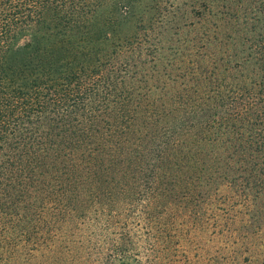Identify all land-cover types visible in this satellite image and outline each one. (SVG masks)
Masks as SVG:
<instances>
[{"label":"rangeland","instance_id":"obj_1","mask_svg":"<svg viewBox=\"0 0 264 264\" xmlns=\"http://www.w3.org/2000/svg\"><path fill=\"white\" fill-rule=\"evenodd\" d=\"M65 13L76 20L67 23ZM47 20L55 32L80 35V60L104 77L69 107L35 114L0 166L11 153L18 169L28 153L58 156L63 161L51 160L44 188L61 196L74 169L70 183L81 200L80 190L101 177L98 166L130 168L128 179L145 183L176 148L173 139L203 158L218 153L223 162L211 168V184L199 187L187 209L174 204L173 248L156 260L146 252L139 257L142 264H264V0H82L52 7ZM205 136L219 145L204 144ZM139 213L122 206L109 223L120 225L101 220L83 242L66 232L61 259L49 264H106L107 239L122 225L140 236L137 218L128 220ZM139 245L145 251L142 238Z\"/></svg>","mask_w":264,"mask_h":264},{"label":"trees","instance_id":"obj_2","mask_svg":"<svg viewBox=\"0 0 264 264\" xmlns=\"http://www.w3.org/2000/svg\"><path fill=\"white\" fill-rule=\"evenodd\" d=\"M77 1L82 0H0V164L4 152L14 148L20 131L32 123L35 114L50 105L69 107L94 91L104 77L80 60L81 36L65 34L61 29L55 32V26L47 20L52 7L62 9L67 4L76 5ZM63 17L67 23L68 19L69 23L76 20L66 13ZM201 140L214 147L219 145L215 138L205 136ZM172 145L176 148L159 159L145 183L131 182L129 167L120 171L112 164L98 166L95 176L101 177L80 190V197L84 195L81 200L75 196L77 184L70 180L74 169H68L69 182L61 184V196L44 188L54 171V167L49 169V163L54 166L53 158L58 163L63 159L49 153H28L26 167L18 169L16 153L8 154L4 166H0V264L58 261L66 232L79 234L83 242L87 233L97 230L101 220L109 224L124 205L131 211L139 209V215L128 220L137 218L135 225L142 234L138 237L132 232L128 222L122 225L113 238L107 239L110 253L105 263L142 264L140 252L156 260L157 252L173 248L174 204L180 202L187 209L196 200L199 187L211 184V168L223 162L218 153L203 158L199 152H184L179 139H173ZM139 154L136 151L134 158ZM115 155L112 156L117 160ZM199 160L206 166H200ZM81 175L83 172L78 177ZM37 183L42 185L41 190L36 188ZM15 191L34 197L27 202H22L21 196L12 199ZM38 191L44 194L39 195ZM47 202L49 207L45 206ZM167 204L173 206L168 208ZM121 222L109 225L114 227ZM76 223L79 227L74 226ZM141 238L145 251H140ZM68 241L75 242L72 237ZM22 257L26 263L20 261Z\"/></svg>","mask_w":264,"mask_h":264}]
</instances>
